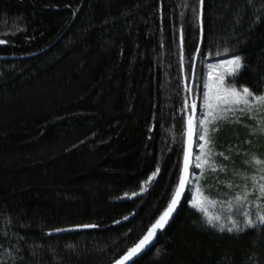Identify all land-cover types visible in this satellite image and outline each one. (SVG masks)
I'll use <instances>...</instances> for the list:
<instances>
[{
    "label": "trees",
    "instance_id": "obj_1",
    "mask_svg": "<svg viewBox=\"0 0 264 264\" xmlns=\"http://www.w3.org/2000/svg\"><path fill=\"white\" fill-rule=\"evenodd\" d=\"M199 5L0 0V264L113 263L175 194L190 72L198 85L239 55L227 84L264 93V0H203L201 31ZM246 111L210 128L207 164L193 169L192 147L175 213L131 264H264L260 222L207 223L205 202L264 212V114ZM79 225L93 227L50 233Z\"/></svg>",
    "mask_w": 264,
    "mask_h": 264
},
{
    "label": "snow or ice",
    "instance_id": "obj_2",
    "mask_svg": "<svg viewBox=\"0 0 264 264\" xmlns=\"http://www.w3.org/2000/svg\"><path fill=\"white\" fill-rule=\"evenodd\" d=\"M203 0H201V4ZM183 42V36L181 35V44ZM0 43H6V41L0 40ZM227 49H225V53ZM219 55V53H217ZM183 59V57H181ZM218 68L222 69V72L216 76V83L214 85L209 84L207 87L209 91L204 94V107L207 110V116H202L200 118V123L202 125L201 132L199 134V138L197 143L200 140H204L209 128L208 125L210 123L209 117L212 119H217L219 116L226 111L222 105H243L249 112L253 111V109H264V93L256 94L251 89L246 86H243L241 89H237L236 87H224V74L229 73L232 79H235L236 74L238 71L243 67L242 58L239 55H231L228 59H221L218 61L217 65H209V68ZM209 76H212V73L209 72ZM187 79V77H186ZM187 106V105H186ZM191 108L193 111L196 109V102L193 101L191 104ZM188 128H187V144L188 149L184 153V167H183V174L180 177L179 187L177 188L175 195L171 199L168 206L164 209L158 219L148 228L147 233L136 243L133 247L129 248L127 252L121 256L118 260L115 261V264H125L126 261L130 260L133 256H135L156 234L158 229H162L165 224L168 222L169 217L172 213L176 210L177 205L180 203L181 197L186 187V181L190 176V158L192 155V145H193V132H194V124H193V117L191 115L188 116ZM201 149L204 148V145H200ZM254 162L257 164H264V160H260L257 157H253ZM199 163V161H197ZM264 171V168L261 169ZM156 173H153L155 176ZM264 179V176L261 177ZM190 187V186H189ZM259 190L264 196V184L259 185ZM237 199H247L246 196L237 197ZM193 205L199 207L201 211H205L201 206V200H193ZM247 215V213L245 214ZM216 220L219 217L215 218ZM259 222L264 225V212L261 213L259 216ZM207 223L210 225L215 224V220L209 216L207 219ZM256 221L248 218L246 220L247 227H254ZM78 227H90V225H79ZM229 232L236 231L242 232V229L235 220L232 221V227L227 229ZM59 231V229H57ZM223 231V228H221Z\"/></svg>",
    "mask_w": 264,
    "mask_h": 264
},
{
    "label": "rangeland",
    "instance_id": "obj_3",
    "mask_svg": "<svg viewBox=\"0 0 264 264\" xmlns=\"http://www.w3.org/2000/svg\"><path fill=\"white\" fill-rule=\"evenodd\" d=\"M217 63L218 62L214 63L213 65H217ZM204 69H205V67L203 68V73H202V83H200V81H199L198 85L196 84V81H194V80H196L195 79L196 74H194L193 71H192V73L190 72V76H189V88H188L189 103L187 104L189 108L186 112V114H187L186 118L188 121V116L191 115L193 117V124H194L193 146L195 145V152H194V158H193V169L197 166L199 168V166L201 164H207L208 163L209 152H210V142H209L208 134L206 135L204 140H200L199 143H197V140L199 138V134H200L201 128H202V125L200 123V118L202 116H207V110L204 107L203 96L205 93H207L209 91L207 86L209 84L214 85L216 83V76L222 72V69H218L215 67L209 68V66H206L205 71H204ZM209 72L212 73L211 77L209 76ZM223 74H224L223 86L224 87H232V86L228 85L227 81H226V79L230 76V74L229 73H223ZM200 79L201 78L199 77V80ZM197 80H198V76H197ZM199 83H200V85H199ZM195 84H196V89L193 91V86H195ZM193 101L196 102L195 111H193L191 108V103ZM222 107L226 109V111L223 112L222 114H227V115L232 114V113L243 112V109L247 110V108H245L243 105H227V104H224V105H222ZM255 111H259L262 114H264V109H255L254 108L253 111H251V113H253ZM196 118H197V120H196ZM218 119H220V118L212 119L209 117V120H210V123L208 125L209 130L211 127L214 126L215 122L218 121ZM187 125H188V123H187ZM201 144L204 145L203 149H201V147H200ZM197 161H199V163H197ZM191 184H192V182H191ZM192 192H193L192 201L193 200H201L203 202V198H201V194H200V192L196 186H195V188L192 189ZM207 205H208L207 202H205L206 211H208V217L211 216L215 220V225L219 226L220 228L232 227V221L233 220H235L236 223L240 227L246 225V220L248 218H251L252 220L256 221V223H257V222H259V216L262 213V209H260L258 206H256L257 204H254V202H251V203L247 204L246 206H241L240 207L241 211H238V210H240V208H238V207H237V209L235 207H232V208L228 207L226 209V208H220V207L216 206L215 204H213V206H207ZM246 213H247V215H245ZM216 217H219V219L216 220L215 219Z\"/></svg>",
    "mask_w": 264,
    "mask_h": 264
},
{
    "label": "water",
    "instance_id": "obj_4",
    "mask_svg": "<svg viewBox=\"0 0 264 264\" xmlns=\"http://www.w3.org/2000/svg\"><path fill=\"white\" fill-rule=\"evenodd\" d=\"M199 25H200V31H201V25H202V4H201V0H200V5H199ZM200 38H201V34H200ZM197 52H198V49H197V51H196V54H197ZM196 54H195V57H194V60L196 59ZM195 62V61H194ZM192 104V103H191ZM187 128H188V125H187ZM192 147H193V145H192ZM187 149H188V144H187V133H186V138H185V147H184V153H185V151H187ZM192 152H193V150H192ZM191 161H192V155H191V158H190V165H191ZM183 167H184V156H183V162H182V169H181V174H180V177H181V175L183 174ZM179 181H180V179H179ZM187 181H188V179H187ZM187 181H186V184H187ZM179 187V183H178V186H177V188ZM177 190V189H176ZM145 192V190H143V191H140L139 193H136V194H134V195H132V196H130L129 198H136V197H139V196H141L143 193ZM176 192V191H175ZM175 195V194H174ZM175 213V211L172 213V215L169 217V219H168V222L170 221V219L172 218V216H173V214ZM126 219V218H125ZM167 222V223H168ZM166 223V224H167ZM166 224H165V226H166ZM164 226V227H165ZM93 226L92 225H90V227H69V228H65V229H60L59 231H52V232H50L51 233V235H56V234H62V233H65V232H70V231H74V230H85V229H90V228H92ZM161 229H158L157 231H156V234L160 231ZM147 233V232H146ZM145 233V234H146ZM155 234V235H156ZM155 235H154V237H155ZM153 237V238H154ZM153 238L150 240V242L149 243H147L135 256H133L130 260H128V261H126L125 262V264H131L133 261H135L144 251H146L149 247H150V245L152 244V242H153ZM139 242V241H138ZM137 242V243H138ZM134 246V245H133ZM132 246V247H133ZM126 253V252H125ZM124 253V254H125ZM123 254V255H124ZM122 255V256H123ZM121 257V256H120ZM119 257V258H120ZM118 258V259H119ZM118 259H116V260H118ZM115 260V261H116ZM115 261L113 262V263H111V264H115Z\"/></svg>",
    "mask_w": 264,
    "mask_h": 264
}]
</instances>
